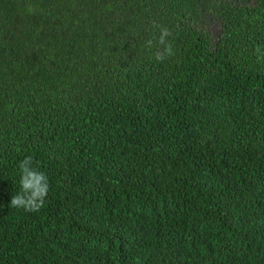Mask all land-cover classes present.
<instances>
[{
    "label": "trees",
    "instance_id": "trees-1",
    "mask_svg": "<svg viewBox=\"0 0 264 264\" xmlns=\"http://www.w3.org/2000/svg\"><path fill=\"white\" fill-rule=\"evenodd\" d=\"M257 47L264 0H0V264H264Z\"/></svg>",
    "mask_w": 264,
    "mask_h": 264
},
{
    "label": "clouds",
    "instance_id": "clouds-1",
    "mask_svg": "<svg viewBox=\"0 0 264 264\" xmlns=\"http://www.w3.org/2000/svg\"><path fill=\"white\" fill-rule=\"evenodd\" d=\"M147 30L153 33L154 39L145 40L144 47L153 54V59L162 63L171 58L175 50L170 27L153 19ZM256 53L258 57H264L260 47L256 48ZM18 169L20 189L12 196L9 206L29 213L39 212L44 207L49 192L48 177L39 170L31 156L21 160Z\"/></svg>",
    "mask_w": 264,
    "mask_h": 264
},
{
    "label": "rangeland",
    "instance_id": "rangeland-1",
    "mask_svg": "<svg viewBox=\"0 0 264 264\" xmlns=\"http://www.w3.org/2000/svg\"><path fill=\"white\" fill-rule=\"evenodd\" d=\"M197 22L199 23L200 26L204 27L212 34H215L219 27L216 20H214L210 16H208V19L199 18Z\"/></svg>",
    "mask_w": 264,
    "mask_h": 264
},
{
    "label": "flooded vegetation",
    "instance_id": "flooded-vegetation-1",
    "mask_svg": "<svg viewBox=\"0 0 264 264\" xmlns=\"http://www.w3.org/2000/svg\"><path fill=\"white\" fill-rule=\"evenodd\" d=\"M231 1H233L234 3L236 2L241 3V1L252 2L253 0H231Z\"/></svg>",
    "mask_w": 264,
    "mask_h": 264
}]
</instances>
